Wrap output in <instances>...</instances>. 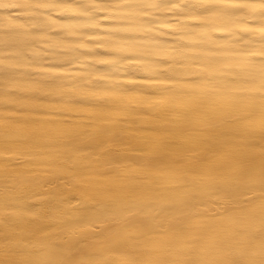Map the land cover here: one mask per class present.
<instances>
[{"label": "bare ground", "instance_id": "6f19581e", "mask_svg": "<svg viewBox=\"0 0 264 264\" xmlns=\"http://www.w3.org/2000/svg\"><path fill=\"white\" fill-rule=\"evenodd\" d=\"M0 264H264V0H0Z\"/></svg>", "mask_w": 264, "mask_h": 264}]
</instances>
